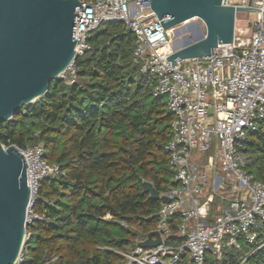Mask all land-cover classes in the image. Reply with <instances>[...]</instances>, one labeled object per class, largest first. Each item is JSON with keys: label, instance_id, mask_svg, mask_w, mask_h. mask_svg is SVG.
<instances>
[{"label": "built area", "instance_id": "2783aa9c", "mask_svg": "<svg viewBox=\"0 0 264 264\" xmlns=\"http://www.w3.org/2000/svg\"><path fill=\"white\" fill-rule=\"evenodd\" d=\"M220 4L235 10L232 42L218 46L209 57L177 60L171 67L166 58L174 53L175 28L162 29L149 0H80L74 60L91 49L90 32L106 22L123 23L134 36L138 72L154 97L165 98L166 113L172 117L165 146L172 178L159 194L157 227L152 231L159 233L161 242L144 249L138 243L147 236L139 237L134 249L118 252L122 264L219 262L242 243L256 245L264 227V185L247 173L243 153L248 136L264 119V0ZM74 60L59 78L69 85L77 80ZM16 148L27 167V228L45 220L33 211L39 181L63 177L65 171L46 160L41 145ZM118 224L129 229L122 221ZM26 228L25 242L30 239ZM27 261L23 247L15 264ZM50 263L46 256L42 264Z\"/></svg>", "mask_w": 264, "mask_h": 264}, {"label": "trees", "instance_id": "16d2710c", "mask_svg": "<svg viewBox=\"0 0 264 264\" xmlns=\"http://www.w3.org/2000/svg\"><path fill=\"white\" fill-rule=\"evenodd\" d=\"M87 43L91 49L74 60L75 84L52 80L45 95L0 124V144L41 145L46 160L65 171L38 183L33 211L45 220L26 228L28 264L46 256L50 264H122L118 252L157 227L161 200L152 201L143 183L162 194L172 178L165 151L172 117L138 72L134 36L123 23L106 22ZM243 153L247 173L264 185V119ZM256 242L208 264H264V227Z\"/></svg>", "mask_w": 264, "mask_h": 264}, {"label": "water", "instance_id": "95a60500", "mask_svg": "<svg viewBox=\"0 0 264 264\" xmlns=\"http://www.w3.org/2000/svg\"><path fill=\"white\" fill-rule=\"evenodd\" d=\"M220 1L149 0L165 31L192 20L204 27L198 39L188 35L175 45L174 53L166 58L171 67L177 60L209 57L218 46L232 42L235 10L221 6ZM79 6L80 0H0V124L45 95L50 82L59 80L74 60ZM26 168L15 146L0 144V264H15L25 244L30 198ZM143 187L152 201H158L159 193L150 182ZM160 242L154 231L138 246L149 249Z\"/></svg>", "mask_w": 264, "mask_h": 264}, {"label": "rangeland", "instance_id": "374dc122", "mask_svg": "<svg viewBox=\"0 0 264 264\" xmlns=\"http://www.w3.org/2000/svg\"><path fill=\"white\" fill-rule=\"evenodd\" d=\"M249 16V15H248ZM178 33V34H177ZM204 33V27L198 20H192L188 24H182L174 30V47L175 45H181L186 36L189 35L191 40H196L200 37V34ZM165 102V98L162 100Z\"/></svg>", "mask_w": 264, "mask_h": 264}]
</instances>
